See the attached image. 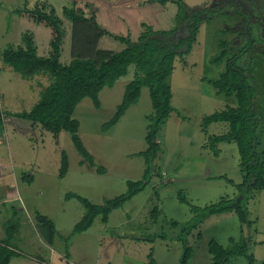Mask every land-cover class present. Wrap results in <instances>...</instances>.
<instances>
[{
	"label": "rangeland",
	"instance_id": "1",
	"mask_svg": "<svg viewBox=\"0 0 264 264\" xmlns=\"http://www.w3.org/2000/svg\"><path fill=\"white\" fill-rule=\"evenodd\" d=\"M26 1L35 0H0V106L5 114H10L0 126V196L3 195L0 199L8 191L19 194V199L0 204V236L7 229L19 228L12 243L23 259H15L13 264H67L66 248L69 253V241L77 235H72L73 228L86 213L84 205L76 198L67 200V194L103 205L106 200L126 193L128 181L146 180L149 182L143 191L111 212L109 227L98 217L87 232L89 240L91 237L94 240L88 244L75 237L71 248L78 254L77 258L85 252L97 254L100 262L97 256L91 262L98 264L109 261L147 264L154 260L158 264H179L183 246L177 236L182 230L172 227L170 222L184 224L193 217L190 205L181 202L179 193L191 205L206 207L223 198H235L238 190L229 180L236 184L243 181L236 143H220L213 148L208 141L209 135L227 133L229 124L213 123L205 131L202 121L206 115L237 106L235 96L217 95L208 80L218 79L227 69V60L248 44L235 64L251 79L254 104L264 114V0H185L191 8L221 10L220 14L200 23L192 51L175 62L169 78L173 113L160 128L157 139L160 151L149 178L145 175V160L139 154L147 149L148 127L154 115L149 88H145L139 104L131 106L117 125L107 132L102 129L122 102L126 84L134 79V65L114 88H104L99 109L87 97L73 114L80 123L79 136L95 158V167L83 163L68 132L55 137L41 125L13 116L30 112L53 81L46 72L28 77L3 61V51L18 42L19 15L14 14V10L22 8ZM48 1L56 9V16L62 19L66 36L61 62L67 64L75 53L86 54L81 43L77 44L73 24L64 13L63 8L72 7L73 3L72 0ZM237 11L247 12L253 20L238 15ZM176 25L174 18L169 29ZM44 30L48 35L39 41L42 54L45 45L50 50V31ZM225 41L229 43L228 55L224 61L216 62L227 48ZM259 135L257 152L264 158V123ZM62 150L69 158V170L64 178L59 177ZM99 168H104L105 172L99 173ZM31 175L34 179L29 184ZM156 208L161 214L155 220ZM248 208L250 222L247 226L232 212L212 216L195 229L188 237L193 251L190 264L213 263L209 253V242L213 239L230 248L232 239L239 242L243 238L251 240L249 247L254 264H264V190L255 193ZM36 211L53 220L58 234L54 246L46 243L38 227L36 230ZM230 264H249V261L237 256Z\"/></svg>",
	"mask_w": 264,
	"mask_h": 264
},
{
	"label": "trees",
	"instance_id": "2",
	"mask_svg": "<svg viewBox=\"0 0 264 264\" xmlns=\"http://www.w3.org/2000/svg\"><path fill=\"white\" fill-rule=\"evenodd\" d=\"M140 0H78L72 7L64 9L65 15L74 24V38L86 54L75 53L68 64L61 62L65 30L62 22L56 16L55 10L47 13L37 6L30 9L26 5L21 14L29 22L48 29L51 33V57H39L32 42L25 39L26 47H9L3 53V61L13 70L33 76L39 72L48 73L52 83L43 92L42 98L30 112L14 114L16 118L30 121L33 125H41L46 131L58 137L62 132H68L83 159L95 167V158L85 147L79 136L80 123L73 117L76 107L84 98H91L94 106L101 107L100 93L106 87L112 88L118 80L126 76L129 67L135 66V77L124 91L122 102L115 115L102 126L104 132L117 125L129 108L139 103L143 88H149L154 115L148 127L146 137L147 149L140 154L146 164V178L153 172V162L160 151L158 134L161 126L173 113L172 91L169 78L175 69V62L192 51L196 42L199 25L204 19L220 14L221 9L191 8L185 0H148L142 4ZM140 3V4H139ZM130 9L133 13L121 15ZM238 15L247 20H253L247 12L237 11ZM177 25L169 29L173 19ZM259 23H262L261 21ZM119 25V27L116 26ZM178 32L180 36L174 38ZM247 33V32H246ZM226 49L215 59L224 61L228 55V42H223ZM248 45L240 47L239 53L227 60V69L216 80L209 79L217 95L235 96L238 104L222 111L206 115L202 128L206 131L213 123L226 122L229 131L222 135L208 137L209 145L215 147L220 143H236L240 155V168L243 181L236 184L238 195L235 198H223L218 203L199 207L191 205L187 198L179 193L181 202L190 205L193 217L187 223L171 221L174 228H180L177 240L183 246L179 264H190L193 256L188 237L206 219L225 213H235L243 226L249 225L248 202L259 190H264V158L257 152L260 143L259 127L264 123V114L253 101V83L235 61L242 56ZM250 51V50H249ZM90 54H95L94 58ZM90 55V56H89ZM10 114H5L0 106V126L5 124ZM208 135V133H207ZM217 154V153H216ZM69 170L67 153L61 152L60 178H64ZM104 173V168L98 169ZM29 176L28 183H32ZM149 180L128 181L126 193L106 200L103 205H95L76 194H67L66 199H78L86 208L83 218L74 226L72 235L88 231L95 220L101 217L103 223H108L111 212L121 208L133 196L145 189ZM161 212L153 211V217L158 219ZM35 220L38 231L48 245H54L57 234L54 222L44 214L36 211ZM14 231L7 229V238L0 239V264H13L15 259H23L17 248L13 247ZM165 238L164 235H162ZM202 237L201 234L198 235ZM233 246L226 248L215 239L209 242V253L212 264H230L231 259L244 256L249 264H254V256L250 253V238L239 242L231 240ZM67 256H69L68 248ZM152 262V261H151ZM35 264H43L37 262ZM154 264V263H153Z\"/></svg>",
	"mask_w": 264,
	"mask_h": 264
},
{
	"label": "crops",
	"instance_id": "3",
	"mask_svg": "<svg viewBox=\"0 0 264 264\" xmlns=\"http://www.w3.org/2000/svg\"><path fill=\"white\" fill-rule=\"evenodd\" d=\"M76 1V0H75ZM74 0H72V3H74L75 2ZM141 1V3L142 4H146L147 2H148V0H140ZM139 1V2H140ZM140 4V3H139ZM27 6L28 8H30V9H35L37 6H40V7H44V6H48L47 8H46V12L47 13H49L50 11H51V8H53L54 10H55V14L58 16V14H57V11H56V9L50 4V2L48 1V0H35L34 2H29V1H26L25 2V4H24V6ZM23 6V7H24ZM22 7V8H23ZM22 8H19V9H15L14 10V14L16 13V14H18L19 15V20H18V23H19V28H20V30L16 33V35H17V38H18V42L17 43H15V46H12V47H26V45H27V43L26 44H24L23 42L25 41V39H27V40H30L31 42H32V44H33V46H34V48L36 49V53H37V55L39 56V57H43V58H48V57H51V33H50V43H49V45H50V50H49V48L45 45V50H44V53L42 54V53H40V49H39V46H40V44L41 43H39V41H40V39H41V41H42V38H44V35H48L47 33L48 32H46V30H44V28L43 27H41V26H39V25H37V24H34V23H32V22H29L26 18H24L23 16H22V14H21V10H22ZM63 9H65V7L63 8ZM128 12H130V13H133L130 9H126L125 10V12H124V10L121 12V15H127V14H129ZM61 19V18H60ZM62 20V19H61ZM23 22H25L26 24L25 25H22L23 24ZM73 24V23H72ZM116 26L117 27H119V25H117L116 24ZM73 27H74V24H73ZM8 31V30H7ZM8 33V32H7ZM48 39H49V37H47V41H46V43H48ZM25 45V46H24ZM64 45V44H63ZM6 49H8V48H6ZM5 49V50H6ZM4 50V51H5ZM4 51H3V53H4ZM2 53V54H3ZM2 58H3V55H2ZM70 62V61H69ZM68 62V63H69ZM67 63V64H68ZM119 81V80H118ZM118 81H117V83H118ZM117 83L115 84V85H117ZM128 84V83H127ZM126 84V85H127ZM115 87V86H114ZM114 87H112V88H114ZM104 90V89H103ZM103 90H102V92H103ZM124 91H125V89H124ZM144 91H145V88H143L142 89V92H141V97H142V95H143V93H144ZM102 92L100 93V100H101V97H102ZM124 94V93H123ZM140 102V101H139ZM139 104V103H138ZM138 104H136V106L138 105ZM260 131H261V126L259 127V130H258V135H259V133H260ZM259 138H260V135H259ZM2 143V142H1ZM203 166V165H202ZM206 168V167H205ZM13 192H10V191H8L7 192V195H5V197H3V199H0V204H2V202H6V201H11V200H16V199H19V194L17 193V192H15L14 190H12ZM10 194V195H9ZM13 194V195H12ZM1 196H3V195H1ZM1 196H0V198H1ZM109 218H110V216H109ZM52 220V219H51ZM34 221H35V224H37L36 223V220H35V217H34ZM53 221V220H52ZM109 221H110V219L108 220V223H103L105 226H107V227H109L108 225H109ZM35 227H36V230H37V226L35 225ZM19 229V228H18ZM18 229H15V231H14V240H15V238H16V235H17V232L19 231ZM91 229V228H90ZM89 229V230H90ZM88 230V231H89ZM88 231H86V232H84V233H81V234H77V235H75L74 236V238L75 237H79L80 238V240H81V242H87L88 244H89V242L90 241H93L94 240V237H91V239L89 240V238H90V235H87V232ZM3 233H4V231H3ZM58 234H56V236H57ZM5 236H6V238H7V230H5V234L4 235H1L0 236V239H5ZM18 238V237H17ZM73 238V239H74ZM70 239V238H69ZM72 238L70 239V241L69 242H71V245L69 246V259L66 261V263L67 264H92V263H95V261H93V262H91V259L92 258H95L96 256V260L99 258V262H100V260H101V258H100V256L98 257V255L96 254V255H94L93 254V252H92V254L91 253H86L85 252V254H83V255H81V257L80 258H77V256H78V254L77 253H75V251L73 250V248H71V246H72V244H73V242H72V240H73ZM55 242H56V237H55V240H54V245H55ZM54 245H52V246H54ZM49 246H51V245H49ZM147 262V261H146ZM148 263V262H147ZM152 263H154V264H158L157 263V261L156 260H154V261H152ZM95 264H98L97 262L95 263ZM100 264V263H99ZM107 264H112V262H108Z\"/></svg>",
	"mask_w": 264,
	"mask_h": 264
},
{
	"label": "built area",
	"instance_id": "4",
	"mask_svg": "<svg viewBox=\"0 0 264 264\" xmlns=\"http://www.w3.org/2000/svg\"><path fill=\"white\" fill-rule=\"evenodd\" d=\"M147 264H152V263L149 262V263H147Z\"/></svg>",
	"mask_w": 264,
	"mask_h": 264
}]
</instances>
